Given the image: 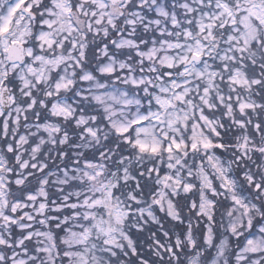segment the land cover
I'll return each instance as SVG.
<instances>
[{"label":"snow or ice","instance_id":"snow-or-ice-1","mask_svg":"<svg viewBox=\"0 0 264 264\" xmlns=\"http://www.w3.org/2000/svg\"><path fill=\"white\" fill-rule=\"evenodd\" d=\"M0 264H264V0H0Z\"/></svg>","mask_w":264,"mask_h":264}]
</instances>
